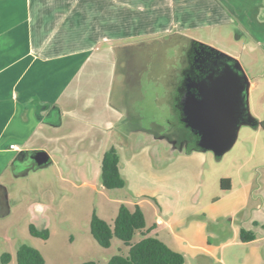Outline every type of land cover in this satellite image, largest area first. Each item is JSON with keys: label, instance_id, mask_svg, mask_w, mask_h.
<instances>
[{"label": "crops", "instance_id": "1", "mask_svg": "<svg viewBox=\"0 0 264 264\" xmlns=\"http://www.w3.org/2000/svg\"><path fill=\"white\" fill-rule=\"evenodd\" d=\"M197 29L229 32L241 52L248 50V94L261 102L249 113L257 126H241L233 153L211 164L219 183L229 181V190L220 188V195L207 196L205 203L196 195L191 200L193 213L219 223L220 231L201 238L202 250L208 253L217 235L249 251L248 257H227L228 264H264V0H0V177L36 168L32 155L42 151L48 156L44 166L58 170L61 180L83 176L82 185L95 189L102 187L103 155L114 148L125 190L131 160L146 149V132L125 126L130 109L139 112L129 103L140 98L129 94L148 84L165 85L166 97L154 102L167 101L177 116L172 102L193 44L241 62L188 34ZM173 43H181L177 64H154L150 72L143 67L139 54L155 49L149 44ZM195 152L203 153L187 147V154ZM192 158L187 161L201 186L197 176L211 159ZM5 193L0 181V199ZM241 230L255 238L241 242ZM210 258L194 261L210 264Z\"/></svg>", "mask_w": 264, "mask_h": 264}, {"label": "rangeland", "instance_id": "2", "mask_svg": "<svg viewBox=\"0 0 264 264\" xmlns=\"http://www.w3.org/2000/svg\"><path fill=\"white\" fill-rule=\"evenodd\" d=\"M228 33L197 29L188 34L229 56H238L241 59L239 66L246 76L251 63L248 50L241 52L234 44V36ZM149 45L155 49L145 48L139 54L140 62L148 72L154 64L165 68L178 63L181 43L178 47L175 43ZM136 90L129 97L140 98V101H132L129 105L136 104L139 112L134 114L131 108L125 126L146 132V149L144 152L139 150V159L131 160V174L125 190H107L98 185L92 189L82 185L83 176L74 177L71 183L64 182L62 174L54 171L52 166L32 167L16 175L10 172L0 177L6 188L5 196L0 199V264L3 254L10 255L7 264H17V251L22 245L36 249L44 264H106L113 256H125L128 247L123 242L113 238L110 246L103 248L93 239L89 228L92 214L112 225L123 205L118 200H127L126 207L131 211L137 202L145 221L144 231H148L146 236L167 242L170 248L183 255V264H196L194 257H212L210 264H228L227 257H248L249 251L245 247L227 243L230 239L217 235L212 239L210 251H203L201 238L210 230L220 231L219 223L212 222L202 213H193L191 205L195 195V199L200 196L204 203L207 196L220 195L219 179L213 175L211 164L218 165L233 153L240 141V131L236 144L219 159L211 151L187 154V147L192 144L188 132L177 124V116L170 111L167 101L154 102V97L160 100L166 97L167 86L148 84ZM258 99L255 93L248 94L250 114L252 105L261 107ZM165 152L168 153L166 157ZM206 154L211 160L206 164L205 173L197 176L202 181L200 186L196 182L194 166L190 167L192 162L187 159ZM158 220L161 224H157ZM228 223L229 219H224L226 227ZM30 225L38 230L47 229L48 239L32 237ZM141 238L140 232H136L131 244ZM240 264L246 262L242 260Z\"/></svg>", "mask_w": 264, "mask_h": 264}, {"label": "water", "instance_id": "3", "mask_svg": "<svg viewBox=\"0 0 264 264\" xmlns=\"http://www.w3.org/2000/svg\"><path fill=\"white\" fill-rule=\"evenodd\" d=\"M204 52L220 55L226 62L215 72L199 76L200 57ZM187 61L177 124L188 132L191 143L197 147L194 149L211 151L219 159L234 145L239 128L253 126V121L256 122L250 117L247 105L249 83L237 61L209 47L193 44ZM32 156L36 167L48 163L45 152Z\"/></svg>", "mask_w": 264, "mask_h": 264}, {"label": "trees", "instance_id": "4", "mask_svg": "<svg viewBox=\"0 0 264 264\" xmlns=\"http://www.w3.org/2000/svg\"><path fill=\"white\" fill-rule=\"evenodd\" d=\"M253 121V126H257ZM264 128V122L260 123ZM189 148H197L195 143L189 145ZM119 157L114 148L108 149L101 162V184L104 189L114 190L122 189L125 181L119 173ZM222 190H229V181L222 179L220 181ZM90 234L93 239L103 248H108L113 238H117L128 247L125 256L116 255L109 259L106 264H183L184 257L181 253L171 250L163 242L155 237L146 236L148 231H144L145 221L143 214L138 206L134 210H129L125 205L118 209L117 216L112 225L107 224L92 214L90 220ZM136 232H140L142 238L139 242L131 244V240ZM29 233L32 237L48 239L47 229L38 230L35 226H29ZM240 241L245 243L255 238L254 234L241 230ZM10 261L9 254L1 256V263L7 264ZM17 264H44L40 253L26 245L19 247L16 255ZM82 264H95L94 262H85Z\"/></svg>", "mask_w": 264, "mask_h": 264}, {"label": "flooded vegetation", "instance_id": "5", "mask_svg": "<svg viewBox=\"0 0 264 264\" xmlns=\"http://www.w3.org/2000/svg\"><path fill=\"white\" fill-rule=\"evenodd\" d=\"M200 62H201V70L198 73L199 76L205 74H211L218 70V67L221 66L222 63H225L226 60L223 59L220 55L214 54V53H209V52H204L201 54L200 57ZM188 62V61H187ZM188 64V63H187ZM181 88V87H180ZM180 88H179V94H174V98L176 100L175 102H172V106H176L178 108V101H179V96H180Z\"/></svg>", "mask_w": 264, "mask_h": 264}, {"label": "built area", "instance_id": "6", "mask_svg": "<svg viewBox=\"0 0 264 264\" xmlns=\"http://www.w3.org/2000/svg\"><path fill=\"white\" fill-rule=\"evenodd\" d=\"M15 147L13 145H11V149H14Z\"/></svg>", "mask_w": 264, "mask_h": 264}]
</instances>
